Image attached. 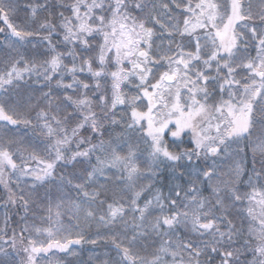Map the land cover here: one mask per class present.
Masks as SVG:
<instances>
[{
    "label": "snow or ice",
    "instance_id": "snow-or-ice-1",
    "mask_svg": "<svg viewBox=\"0 0 264 264\" xmlns=\"http://www.w3.org/2000/svg\"><path fill=\"white\" fill-rule=\"evenodd\" d=\"M0 264H264V0H0Z\"/></svg>",
    "mask_w": 264,
    "mask_h": 264
},
{
    "label": "trees",
    "instance_id": "trees-1",
    "mask_svg": "<svg viewBox=\"0 0 264 264\" xmlns=\"http://www.w3.org/2000/svg\"><path fill=\"white\" fill-rule=\"evenodd\" d=\"M88 255H90V253H87V252H86V253L84 254V258L87 259V258H88Z\"/></svg>",
    "mask_w": 264,
    "mask_h": 264
}]
</instances>
